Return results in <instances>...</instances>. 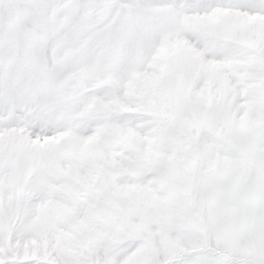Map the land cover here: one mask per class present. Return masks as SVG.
<instances>
[{
	"label": "snow or ice",
	"instance_id": "snow-or-ice-1",
	"mask_svg": "<svg viewBox=\"0 0 264 264\" xmlns=\"http://www.w3.org/2000/svg\"><path fill=\"white\" fill-rule=\"evenodd\" d=\"M0 264H264V0H0Z\"/></svg>",
	"mask_w": 264,
	"mask_h": 264
}]
</instances>
